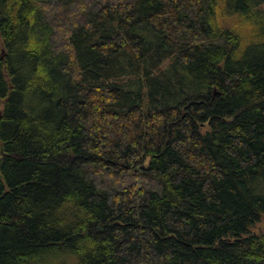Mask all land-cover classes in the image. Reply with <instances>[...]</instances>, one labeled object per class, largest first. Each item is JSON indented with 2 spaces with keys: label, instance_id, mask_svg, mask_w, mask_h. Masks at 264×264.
<instances>
[{
  "label": "trees",
  "instance_id": "16d2710c",
  "mask_svg": "<svg viewBox=\"0 0 264 264\" xmlns=\"http://www.w3.org/2000/svg\"><path fill=\"white\" fill-rule=\"evenodd\" d=\"M264 0H0V264H264Z\"/></svg>",
  "mask_w": 264,
  "mask_h": 264
},
{
  "label": "rangeland",
  "instance_id": "374dc122",
  "mask_svg": "<svg viewBox=\"0 0 264 264\" xmlns=\"http://www.w3.org/2000/svg\"><path fill=\"white\" fill-rule=\"evenodd\" d=\"M257 227L264 231V222L259 224V225H257Z\"/></svg>",
  "mask_w": 264,
  "mask_h": 264
}]
</instances>
